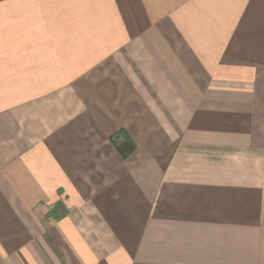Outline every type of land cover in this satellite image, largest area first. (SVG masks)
<instances>
[{"label":"crops","instance_id":"crops-1","mask_svg":"<svg viewBox=\"0 0 264 264\" xmlns=\"http://www.w3.org/2000/svg\"><path fill=\"white\" fill-rule=\"evenodd\" d=\"M0 264H264V0H0Z\"/></svg>","mask_w":264,"mask_h":264}]
</instances>
